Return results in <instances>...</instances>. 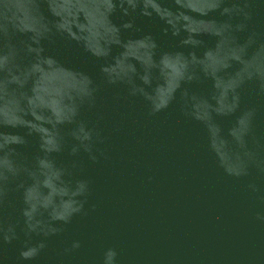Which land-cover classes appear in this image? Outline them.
I'll return each instance as SVG.
<instances>
[{
	"label": "water",
	"instance_id": "obj_1",
	"mask_svg": "<svg viewBox=\"0 0 264 264\" xmlns=\"http://www.w3.org/2000/svg\"><path fill=\"white\" fill-rule=\"evenodd\" d=\"M0 264H264V0H0Z\"/></svg>",
	"mask_w": 264,
	"mask_h": 264
}]
</instances>
